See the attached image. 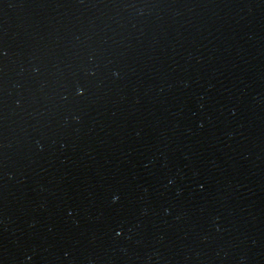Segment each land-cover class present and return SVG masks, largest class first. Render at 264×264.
Segmentation results:
<instances>
[{
    "label": "water",
    "instance_id": "water-1",
    "mask_svg": "<svg viewBox=\"0 0 264 264\" xmlns=\"http://www.w3.org/2000/svg\"><path fill=\"white\" fill-rule=\"evenodd\" d=\"M0 264H264V0H0Z\"/></svg>",
    "mask_w": 264,
    "mask_h": 264
}]
</instances>
